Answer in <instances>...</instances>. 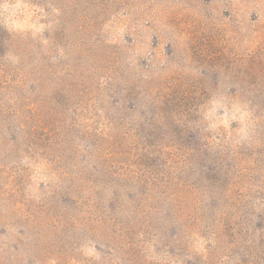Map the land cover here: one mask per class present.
<instances>
[{"label":"rangeland","instance_id":"1","mask_svg":"<svg viewBox=\"0 0 264 264\" xmlns=\"http://www.w3.org/2000/svg\"><path fill=\"white\" fill-rule=\"evenodd\" d=\"M0 264H264V0H0Z\"/></svg>","mask_w":264,"mask_h":264}]
</instances>
